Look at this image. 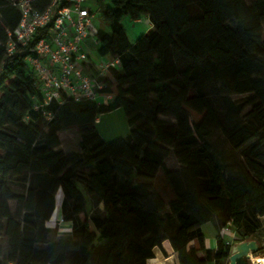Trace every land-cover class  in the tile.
Wrapping results in <instances>:
<instances>
[{
	"label": "trees",
	"instance_id": "1",
	"mask_svg": "<svg viewBox=\"0 0 264 264\" xmlns=\"http://www.w3.org/2000/svg\"><path fill=\"white\" fill-rule=\"evenodd\" d=\"M94 11L110 29L99 26V54L121 59L101 91L112 100L51 103L48 120L34 110L42 98L30 52L7 55L20 15L0 0V264H157L154 249L166 241L179 264H223L230 247L218 235L217 250L208 249L202 227L215 217L246 241L264 217V0H97ZM126 17H147L153 28L132 42ZM174 55L190 66L177 69ZM119 109L130 132L107 142L97 120ZM71 130L80 151L69 154L59 148ZM219 131L236 150L254 142L244 165L216 155L208 140ZM160 171L175 196L170 211L140 184ZM79 184L103 205L99 217L89 219ZM59 192L72 234L50 242L45 223Z\"/></svg>",
	"mask_w": 264,
	"mask_h": 264
},
{
	"label": "built area",
	"instance_id": "2",
	"mask_svg": "<svg viewBox=\"0 0 264 264\" xmlns=\"http://www.w3.org/2000/svg\"><path fill=\"white\" fill-rule=\"evenodd\" d=\"M8 1L20 18L16 27L7 32L6 51L8 56L20 49L30 52L26 63L42 98L34 104L35 111H43L50 120L53 115L44 109L51 103L63 106L73 100L108 104L112 100L101 91L111 72L121 68V59L99 54L100 28L93 0ZM46 1L47 6L41 10ZM92 50H98V55H93ZM219 237L230 247V256L233 247L241 242L230 224L220 230ZM249 262L264 264L255 261L252 254Z\"/></svg>",
	"mask_w": 264,
	"mask_h": 264
},
{
	"label": "rangeland",
	"instance_id": "3",
	"mask_svg": "<svg viewBox=\"0 0 264 264\" xmlns=\"http://www.w3.org/2000/svg\"><path fill=\"white\" fill-rule=\"evenodd\" d=\"M93 4H96V1H92ZM110 3V0H103V4ZM98 17V23L100 28L103 30V32H110V29L105 27L100 18V12H97ZM123 27L128 35V38L130 41H135L137 37L140 35L146 34L149 30V22L148 20L142 18L139 21H133L130 17H126L123 22ZM93 55H98V50H92ZM175 65L177 69L184 70L187 67L190 66V62L187 61L184 58L179 57L178 55H174ZM95 62H98V58L94 59ZM244 97H235L234 100H240ZM214 106L216 109L220 112L221 106L220 102L216 99L213 100ZM248 111V110H247ZM245 112V114L247 113ZM98 130L101 134V136L107 140V141H115L119 138H125L128 136L130 132V128L125 116V113L123 110H117L109 114H105L100 118V121L98 122ZM63 140V148L66 153H75L80 151L79 143H80V137L78 130H71L68 132L67 135H62ZM209 143L214 147L216 155L223 161L225 164L233 165L235 168H238L242 165H244L245 162V156L247 151L251 148L254 142H250L246 144L244 147H242L239 150L234 149L228 142L226 136L222 132H215L210 138ZM172 153V151H171ZM176 166H179L177 160L175 159V156L171 155L166 160V167L169 170H173L174 168H177ZM81 176H87L90 174L89 171L86 172H79ZM140 184L144 185L145 187H148L151 190L157 191L163 200L165 201L167 205V210L170 211L169 204L175 199L174 193L172 189L169 187L168 179L166 177V174L163 171H160L155 178L154 181L151 182H140ZM79 189L83 192V194L86 197L87 200V215L89 219L99 217L101 214V211L103 210V205L97 206L93 203L90 197H88L85 193L84 186L82 184H79ZM62 196V193H61ZM62 201V200H61ZM63 214L60 210L56 216V221L53 223H50V221L45 223V228L49 229L50 233L48 236V239L50 242H55L59 238H62L63 236H68L72 234V225L71 223L66 222L63 219ZM261 229L260 231L255 234V236L252 238V240H256L260 244V248L262 249V243L264 241V230L263 225L264 223L261 222ZM92 229L95 231L93 224H91ZM206 236L207 237H215L217 233V228L215 225V219L211 220L210 223L205 228ZM0 236L2 238V244L4 247V252L7 253V243L6 240L3 237V234L0 233ZM171 245L168 243V241L163 243V252L159 248L154 249V254L159 258V262L163 261L164 259H168L169 261L166 264H179L178 260H174V253L171 250ZM170 249V250H169ZM259 253H261V250L253 255L254 258L259 257ZM154 255V257H155ZM6 255L0 258V261H5ZM148 264V263H147ZM223 264H229L228 259L223 262ZM247 264H251V262L247 261Z\"/></svg>",
	"mask_w": 264,
	"mask_h": 264
},
{
	"label": "water",
	"instance_id": "4",
	"mask_svg": "<svg viewBox=\"0 0 264 264\" xmlns=\"http://www.w3.org/2000/svg\"><path fill=\"white\" fill-rule=\"evenodd\" d=\"M242 238L245 234H240ZM260 251V244L256 240H246L236 244L229 257V264H239L250 260V254L255 255Z\"/></svg>",
	"mask_w": 264,
	"mask_h": 264
},
{
	"label": "crops",
	"instance_id": "5",
	"mask_svg": "<svg viewBox=\"0 0 264 264\" xmlns=\"http://www.w3.org/2000/svg\"><path fill=\"white\" fill-rule=\"evenodd\" d=\"M144 19H146V20H148V22H149V29L148 30H151L153 27H152V25H151V23H150V21H149V19L147 18V17H144ZM119 110H121V109H119ZM117 111V110H116ZM102 117V116H101ZM100 117V118H101ZM100 118H98V120H97V124H96V126H98V122L100 121ZM97 129H98V127H97ZM99 131V130H98ZM100 133V132H99ZM101 135V134H100ZM102 137V136H101ZM103 138V137H102ZM104 139V138H103ZM105 140V139H104ZM105 141H107V140H105ZM107 142H110V141H107ZM112 142V141H111ZM63 148V145H61L60 146V148L59 149H62ZM64 150V149H63ZM213 219H215V225H216V228H217V233H216V235H215V237H213V236H211V237H207L206 236V232H205V228H206V226L210 223H207L206 225H204L203 227H202V233H203V235H204V237H205V245H206V247L208 248V249H212V250H217V248H218V242H217V238H218V235H219V231H220V229H219V226H218V220H217V218H215V217H213L211 220H213ZM210 220V221H211ZM260 220H261V222H263L264 223V217H262V218H260ZM263 230H264V225H263ZM264 238V237H263ZM242 242V241H241ZM241 242H239V243H241ZM169 243V242H168ZM171 250H172V252L174 253V260H178V256H177V254L173 251V249L171 248ZM264 256V241H263V243H262V249H261V253H259V257H263ZM199 257H203V254H199Z\"/></svg>",
	"mask_w": 264,
	"mask_h": 264
},
{
	"label": "bare ground",
	"instance_id": "6",
	"mask_svg": "<svg viewBox=\"0 0 264 264\" xmlns=\"http://www.w3.org/2000/svg\"><path fill=\"white\" fill-rule=\"evenodd\" d=\"M61 200H62V196H61V192H59L58 195L56 196V207H55V211H54V214L51 218L50 223H53L56 221V216H57V214L60 210V206H61ZM253 259H255V261L258 260L260 263H264V256L263 257H257V258H254V256H253ZM168 261H169L168 259H164L163 261H160L157 264H166Z\"/></svg>",
	"mask_w": 264,
	"mask_h": 264
}]
</instances>
